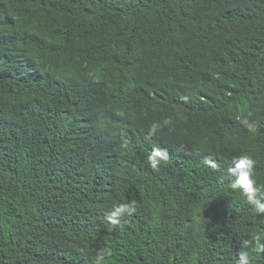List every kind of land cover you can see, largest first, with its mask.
I'll return each instance as SVG.
<instances>
[{
  "label": "trees",
  "instance_id": "1",
  "mask_svg": "<svg viewBox=\"0 0 264 264\" xmlns=\"http://www.w3.org/2000/svg\"><path fill=\"white\" fill-rule=\"evenodd\" d=\"M241 154L264 186V0H0V264H264Z\"/></svg>",
  "mask_w": 264,
  "mask_h": 264
},
{
  "label": "clouds",
  "instance_id": "2",
  "mask_svg": "<svg viewBox=\"0 0 264 264\" xmlns=\"http://www.w3.org/2000/svg\"><path fill=\"white\" fill-rule=\"evenodd\" d=\"M164 125L170 123L168 119L163 121ZM240 123L249 131L256 130L255 124L250 122L247 118L240 120ZM161 125L153 123L151 130L155 131ZM168 154L166 150L154 149L147 157L149 166L153 170H157L161 161H167ZM212 167H216L214 161L209 162ZM257 161L249 154H241L236 156L231 166L226 170V177L230 179V188L233 191H239L247 200L252 211L256 214H264V186L257 184L255 167ZM135 212V207L128 203H121L111 208L106 216L110 228L119 225L121 219L125 216H131ZM259 251H264V244L259 243V238H256ZM247 244V242H245ZM110 254V250L98 253L95 257L94 264H102L105 255ZM236 264H252V259L247 251L241 250L238 253Z\"/></svg>",
  "mask_w": 264,
  "mask_h": 264
}]
</instances>
